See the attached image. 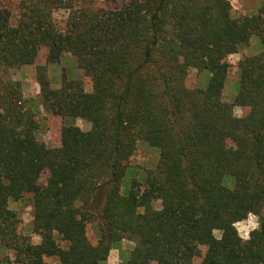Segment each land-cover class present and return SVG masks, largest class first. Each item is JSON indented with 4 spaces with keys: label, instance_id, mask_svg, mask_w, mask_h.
Returning <instances> with one entry per match:
<instances>
[{
    "label": "trees",
    "instance_id": "1",
    "mask_svg": "<svg viewBox=\"0 0 264 264\" xmlns=\"http://www.w3.org/2000/svg\"><path fill=\"white\" fill-rule=\"evenodd\" d=\"M19 1L16 17L0 7V263L106 264L128 239L124 264H193L201 246L203 264H264V2L259 17L240 21L230 0H128L112 10L89 0ZM58 9L70 11L63 33ZM253 38L260 51L240 61L238 93L227 103L226 59ZM43 48L40 99L55 116L92 123L85 156L86 134L73 124L62 127L59 148L39 139L10 76L34 66ZM64 54L77 59L92 92L67 73L53 87L48 66ZM191 69L210 74L204 88L187 87ZM235 107L248 113L238 117ZM141 142L158 161L144 182L124 188ZM27 195L38 244L19 231L10 206ZM250 215L259 226L244 240L236 225Z\"/></svg>",
    "mask_w": 264,
    "mask_h": 264
},
{
    "label": "rangeland",
    "instance_id": "2",
    "mask_svg": "<svg viewBox=\"0 0 264 264\" xmlns=\"http://www.w3.org/2000/svg\"><path fill=\"white\" fill-rule=\"evenodd\" d=\"M128 0H120L117 3H111L108 0H89L87 4L105 10H112L120 8L123 3ZM232 4V14L236 20L253 19L259 17L260 10L264 0H230ZM0 7L11 12L12 16L16 17L19 13V0H0ZM70 15L67 9H58L54 12V20L59 27L61 33L64 32L66 22ZM260 51V43L257 38H253L251 42L242 47L238 53L227 57V62L230 65L223 98L227 103H233L239 88V63L245 57L254 55ZM47 48L41 49L39 56L34 66L13 69L10 71V76L14 81H18L22 85L23 99L25 110L34 113V119L39 124L38 137L49 148H59L61 142V130L66 124H73L81 128L86 134L87 146L80 151V155H87L94 147V132L92 123L83 119H63L60 116H55L44 106L40 99V85L37 81V66L47 65ZM49 77L52 79L53 87L59 88L61 85V78L63 73H67L72 78L79 79L83 82L84 88L87 92L93 91V85L90 78L86 77L77 67V59L70 54H64L59 64L49 65ZM210 78V74L206 72H198L191 69L186 79V85L190 89L204 88ZM36 113V114H35ZM234 113L238 117H242L248 113V109L242 107H235ZM159 157L157 149L151 148L146 143H139L138 147L129 161V172L124 181V188L130 186L132 179H137L139 182H144L146 172L152 169ZM47 179V174H44L40 183L44 184ZM124 188H122L124 190ZM11 208L15 209L21 219L19 231L26 235H31L32 242L38 244L41 241L40 236L32 234V223L34 218L32 195H27L21 202L11 203ZM156 208L160 207V203H156ZM264 213V212H263ZM259 216L250 215L248 219L236 225L239 235L242 239L247 240L251 231L258 228ZM87 235L93 244H97L100 240V230L98 223L91 221L87 226ZM217 237L221 236L220 232H216ZM134 248V243L128 239H124L118 247L113 249L110 253L106 264H124L128 259L130 252ZM207 247L201 246L198 249L196 256L193 259V264H203L204 256ZM50 264H60L56 258L47 260ZM0 264H17L5 263Z\"/></svg>",
    "mask_w": 264,
    "mask_h": 264
}]
</instances>
